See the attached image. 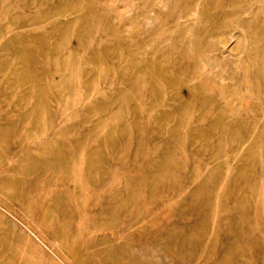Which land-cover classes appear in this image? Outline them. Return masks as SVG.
Segmentation results:
<instances>
[{"label": "rangeland", "instance_id": "rangeland-1", "mask_svg": "<svg viewBox=\"0 0 264 264\" xmlns=\"http://www.w3.org/2000/svg\"><path fill=\"white\" fill-rule=\"evenodd\" d=\"M40 1L0 3L3 15L0 18V58L5 45L3 39L24 40L39 33V23L35 18L39 11L45 9V0ZM54 1L62 5L71 0ZM95 1L94 12L100 15L105 25L117 31L125 46L131 48L132 34L141 37L143 50H147L144 51L145 56L150 50L155 54L161 53L180 29L185 30L186 40L192 47L180 57V62L193 63L196 61L193 49H201L206 41H213L214 46L206 47L202 65L193 81L203 82L207 87L216 84L222 90L233 89L235 100L231 109L225 99L221 97L218 100L221 120L232 125L240 123L244 137H257L259 127L264 124V115L262 119L258 118L248 109L256 102L252 87L245 78L250 81L252 71H255L257 86L264 79V25L260 26L253 20L255 14H264V0L251 1L246 11L237 13L236 21L227 25L225 36L216 32L209 37L201 35L198 38L195 32L202 26V6L189 8L187 0ZM145 3L149 8L148 15L138 16ZM231 8L229 5L228 9ZM161 14L172 20L170 28H157ZM148 16L152 19L151 29L145 31ZM219 17L214 19V24L220 22ZM255 25V33L246 31ZM255 35L257 39L251 43ZM114 40V34L107 29H94L82 49V61L91 63L93 54ZM168 52L170 57L178 55L174 46ZM178 58L175 56L176 60ZM9 72V66L5 67L0 62V97L13 90L9 86ZM58 80V75H53V81ZM120 86L121 81L116 77L109 85L99 81L95 84V93L112 92ZM21 92H14L7 103L0 101V264H135L145 255V259H155V264H264V210L255 208L259 192L255 197L250 194L247 200L244 199V206L238 210L235 205L242 201L241 197L228 194L232 188L227 187L224 175L217 174L213 182L204 179L208 170H215L217 163H223L232 150L216 138L208 139L204 149L191 147V132L205 127L204 120L184 119L175 144L167 131L161 132L154 126L156 114L168 111L167 102H160L149 115L141 111L133 115L129 106L123 107L124 117L111 132L115 137L114 143L107 145L104 140L110 132V125L104 126L98 117L84 118L88 105L73 107L69 104L63 116L54 106L49 121L42 123L33 110L36 98L29 99L21 108L17 105ZM53 103L62 104L60 100H52ZM141 104L146 105L148 101L141 100ZM69 119H75L73 137L84 140L82 151L89 153L98 149L97 163L104 169V174L97 171L95 177L86 178L88 188L77 197L80 201L75 220L63 232V217L56 220L55 214L31 212L27 203L29 188L36 181L41 182L43 189H47L53 198L59 197V188L53 181L55 171L63 176V187L70 193L75 192V184L65 176L63 166L53 159V150L67 141L62 126ZM136 119L140 125L135 129L132 123ZM12 141L15 145L11 144ZM214 155L215 160H212ZM165 160L167 165L163 169L160 165ZM46 164L51 165L49 170L42 168ZM155 169L158 172L152 175ZM254 179L256 189H261L264 185L263 167H254ZM169 180L174 187L166 192L163 185ZM196 191L214 201L209 215L205 214L203 224L199 226L195 221L201 214L200 208L192 207L187 215L182 212V206L189 203ZM200 205L205 206L206 201ZM79 213H82L80 218ZM227 215L228 220L225 221ZM63 216L66 218V213ZM51 223L52 228L47 229ZM198 228L204 232L200 243L191 240V235ZM63 233L65 236L58 238L57 250L47 253V242ZM36 250L34 258L26 256L28 251Z\"/></svg>", "mask_w": 264, "mask_h": 264}, {"label": "bare ground", "instance_id": "bare-ground-1", "mask_svg": "<svg viewBox=\"0 0 264 264\" xmlns=\"http://www.w3.org/2000/svg\"><path fill=\"white\" fill-rule=\"evenodd\" d=\"M10 1L0 0V3L8 5ZM251 1L254 2L256 0H187L186 5L189 8L202 6V26L196 29L195 37L198 38L201 35L209 37L216 32H222V35L225 36L227 34V25L236 21V14L246 11ZM95 2V0H71L67 4L63 3L64 5H60L54 0H45V9L39 11L35 18L39 23V33L24 40L14 38L3 39L5 45L0 62H3L5 67L9 66L10 68L7 76L9 86L13 90L5 92L4 96L0 97V101L7 103L9 96L14 92L22 91L19 93L17 102V105L21 108V105L29 99L36 98L33 110L37 119L42 121V123L49 121V114L51 108L54 106L59 109V114L63 116L69 104L73 107L88 105L87 111L83 114L84 118L92 119L93 117H98L104 126L110 125V132L107 133L104 140L107 145L114 143L115 137L111 132L114 130V125H119L124 117L121 110L123 107L129 106L132 109L133 115L139 111L149 115L160 102H167L169 105L168 111L156 114L154 126L158 127L161 132L167 131L176 144L178 141L176 136L183 126L182 121L184 119L204 120L205 127L199 129L197 126L198 129H194L191 132V147L194 149H204L208 139L216 138L218 142H223L232 148L225 161L217 163L215 170L209 169L207 177L205 176L206 178L204 179L208 182H213L217 174L221 173L224 175L227 179V187L232 188V191L228 194L241 197L242 201L235 205V208L238 210L244 206V199L247 200L250 194L255 197L258 191V202L255 208L257 211H263L264 185L261 189H256L254 167L264 168V124L259 127V134L254 139L251 136L244 137L240 123L232 125L221 120L222 110L218 100L221 97L225 99L229 109H231L235 100V91L233 89L222 90L216 84L207 87L203 82L195 83L193 81L195 73L202 65L206 47L214 46V42L208 40L201 49L196 50L194 48L193 55L196 61L193 63L180 62L183 54L186 51L192 50L190 43L186 40L187 35L185 30L180 29L174 33L167 48L161 50V53L155 54L150 50L145 56L144 51L147 50H143V40L141 37L137 34H132L130 37L131 48L125 46L117 31L113 27L105 25L100 15L94 12ZM229 5H232L231 10L228 9ZM148 9L145 3L144 9L138 16L148 15ZM218 16L221 17V20L219 23L214 24V19ZM2 17L3 15L0 13V18ZM151 20L148 16V24L145 26V31L151 29ZM253 20L260 26L264 25V14H255ZM172 25L173 22L168 16L165 14L159 16L157 21V28L159 30L170 28ZM98 27L107 29L114 34L115 40L110 45L104 47L102 51L97 50L93 54V61L91 63L83 62L82 49L87 44L86 39ZM256 27L257 25L252 30L246 28V31L250 33L254 31L255 33ZM262 28L264 29V26ZM256 39V35L253 36L251 43H254ZM172 46L177 48L178 55L172 54L170 57L168 50ZM175 56L179 57L178 60L175 59ZM174 66L177 69H174ZM53 75H58L59 80L54 82ZM115 77L121 81L120 88L112 92L109 90L104 94L95 93V84L97 82L100 81L109 85ZM250 78L252 82L248 78H245L247 79L245 82L249 83V86L251 85L256 103L249 105L248 109L254 112L258 118L262 119L264 115V79L262 78L261 85L257 86L255 71H252ZM145 99L148 101V104H141V100ZM52 100L54 102L60 100L62 104L53 103L52 105ZM74 122L75 119H69L63 124L62 131L68 138L67 141L59 144L53 150V159L56 164L63 166L65 176L70 177L75 184V192L70 193L65 186L63 187L61 184L63 176L55 171L53 181L59 188V192L57 193L59 197L53 198L47 189H43V184L36 181L29 188L30 195L27 203L28 209L31 212L45 211L46 214H55L54 218L56 220L63 217L61 224L63 232L75 220L79 207L77 203L80 201L77 197H80L81 193L86 192L88 188L86 178L95 177L97 171L101 175L104 174V169L97 163L98 149L85 153L82 151L84 140L73 137ZM139 125L138 119L132 123L135 129L139 128ZM11 144L15 145V141H12ZM211 159L215 160V155ZM161 164L160 166L164 169L167 165V160ZM50 166L46 164L42 168L49 170ZM157 172V169H155L152 175H155ZM173 187L174 184L171 180L166 181L163 185L166 192L171 191ZM204 200L206 201V205L201 206L200 204ZM157 202H160V200ZM213 202L212 199L206 198L202 192L196 191L192 194L189 203L182 206V212L184 215H187L192 207L200 208L201 214L195 221V225L199 226L203 224L206 217L205 214L209 215ZM229 204L231 205V203ZM64 213L67 215L66 218L63 216ZM81 215L82 213H79L78 217L80 218ZM224 220H228V215ZM51 228L52 223L48 225L47 229ZM64 234L58 235V237H54L47 242V253L52 254L57 250L59 246L58 238L60 236L64 237ZM191 236L192 241L200 243L203 240L204 232L201 228H198L194 230ZM257 237L259 236L257 235ZM1 247L2 245L0 244ZM36 252L37 250L28 251L26 256L32 259L35 257ZM234 252H236V255H239L237 253L238 250ZM145 256L138 258L135 264H155V259H145Z\"/></svg>", "mask_w": 264, "mask_h": 264}]
</instances>
